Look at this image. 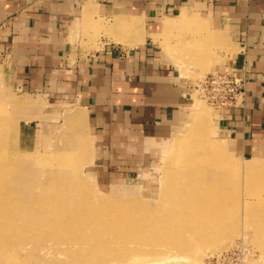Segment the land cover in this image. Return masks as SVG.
Here are the masks:
<instances>
[{"label": "rangeland", "instance_id": "374dc122", "mask_svg": "<svg viewBox=\"0 0 264 264\" xmlns=\"http://www.w3.org/2000/svg\"><path fill=\"white\" fill-rule=\"evenodd\" d=\"M217 20L170 30L178 37L168 53L193 85L234 54L232 33L218 29ZM116 21H83L72 29L76 47L96 52L104 36L122 32ZM138 30L131 28L130 41ZM188 97L178 133L157 142V152L149 151L129 177L104 187L95 177L96 145L83 114L13 86L9 61L0 55V184L13 189L19 218L28 222L8 237L0 264H264V143L254 152H234L216 126L219 111L193 90ZM198 187L212 189L202 201L215 207L210 219L194 225L196 234L190 230L177 241L152 232L138 249L127 231L137 227L143 239L150 232L143 219L163 218ZM46 224L56 229H43ZM178 255L187 259L174 260Z\"/></svg>", "mask_w": 264, "mask_h": 264}, {"label": "crops", "instance_id": "0c3cea01", "mask_svg": "<svg viewBox=\"0 0 264 264\" xmlns=\"http://www.w3.org/2000/svg\"><path fill=\"white\" fill-rule=\"evenodd\" d=\"M212 16L234 39V54L216 70L248 79L245 108L219 111L216 126L234 152L247 154L264 143V0H0V55L13 86L83 114L95 177L107 187L178 133L195 85L168 53L178 37L170 30L209 27ZM91 19L117 20L122 31L93 53L77 48L72 33Z\"/></svg>", "mask_w": 264, "mask_h": 264}, {"label": "bare ground", "instance_id": "6f19581e", "mask_svg": "<svg viewBox=\"0 0 264 264\" xmlns=\"http://www.w3.org/2000/svg\"><path fill=\"white\" fill-rule=\"evenodd\" d=\"M216 147L219 148V146L217 145ZM210 148L212 149V147ZM201 151L203 152V150ZM205 152H207V149L205 150ZM0 163H4V161L1 160ZM5 187L6 185L1 186L0 184V249L3 248L5 244H7L8 237L10 238L17 237L19 235L18 232L24 227V225L28 223V222L27 223L22 222L23 219L19 218V214H20L19 205L21 204H20V201H18V199L14 197L13 189L6 190ZM211 190L212 189L209 187L203 188V189L202 188L199 189L198 187V191L197 190L187 191V193L183 196L184 198L182 200L183 202L180 203V205L175 204L174 209H171L172 207L168 209V212H166L164 216L162 215L163 218L157 219L153 216L148 215V217L146 219H143V221H145V228L148 229L150 232H148L143 237V239L141 238V240L139 236L136 235V233H138L137 227H134L133 229L131 228L130 230H128L127 232L131 235V237L134 240L139 241L138 242L139 246L137 248L139 249L141 247V242H143V240L145 241L143 243L148 244L150 240L148 237L152 235V232L156 235H159V233L163 236L166 235L168 238H171L177 241L181 240L182 237H185V234L190 230L194 234H196L197 228L196 226L194 227V225H199L200 223L210 219L211 218L210 216L212 214L211 213L212 209L215 207V205L213 204L209 205V204L203 203L205 201H202V197L205 196ZM103 208H105V206ZM258 210H261V209H258ZM103 211L104 209L102 210L99 209L98 214L100 215ZM215 211L217 212V210ZM262 211L264 212L263 208H262ZM27 212L28 211H26L25 213ZM263 212H260V214ZM115 213L119 214L117 210H115ZM164 213L165 212H163V214ZM71 215L74 216L75 218H84L86 216L85 214L81 212H73L71 213ZM120 215H123V214H120ZM117 219H120V218H117ZM185 221L193 222L194 224L191 225L192 227L190 225L189 226L182 225V223H184ZM89 225L90 224L86 225L88 231H90V229H93V230L96 229V227L91 228ZM45 227L51 230L56 229L55 225L46 224L42 226L43 229H45ZM128 251L129 250H127L126 252ZM132 257H136V255H133ZM186 259L187 258L181 255H178L177 257L174 258V260H182V261Z\"/></svg>", "mask_w": 264, "mask_h": 264}, {"label": "built area", "instance_id": "2783aa9c", "mask_svg": "<svg viewBox=\"0 0 264 264\" xmlns=\"http://www.w3.org/2000/svg\"><path fill=\"white\" fill-rule=\"evenodd\" d=\"M248 79L245 75L216 70L194 86L198 93L217 111L244 109Z\"/></svg>", "mask_w": 264, "mask_h": 264}]
</instances>
